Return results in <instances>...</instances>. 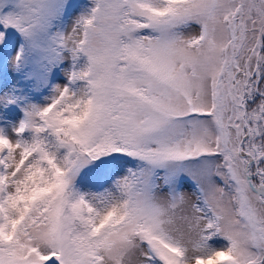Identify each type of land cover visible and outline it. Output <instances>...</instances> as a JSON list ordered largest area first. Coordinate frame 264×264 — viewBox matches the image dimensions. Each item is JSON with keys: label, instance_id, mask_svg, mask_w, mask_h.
Instances as JSON below:
<instances>
[{"label": "snow or ice", "instance_id": "snow-or-ice-1", "mask_svg": "<svg viewBox=\"0 0 264 264\" xmlns=\"http://www.w3.org/2000/svg\"><path fill=\"white\" fill-rule=\"evenodd\" d=\"M0 264H264V0H0Z\"/></svg>", "mask_w": 264, "mask_h": 264}]
</instances>
